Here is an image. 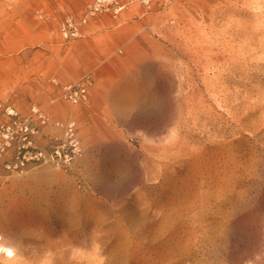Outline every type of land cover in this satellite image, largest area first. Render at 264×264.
I'll return each mask as SVG.
<instances>
[{
    "label": "rangeland",
    "instance_id": "374dc122",
    "mask_svg": "<svg viewBox=\"0 0 264 264\" xmlns=\"http://www.w3.org/2000/svg\"><path fill=\"white\" fill-rule=\"evenodd\" d=\"M0 0V100L72 119L83 153L0 178V264L264 263V0ZM89 74L85 104L58 96ZM25 112V111H24Z\"/></svg>",
    "mask_w": 264,
    "mask_h": 264
},
{
    "label": "built area",
    "instance_id": "2783aa9c",
    "mask_svg": "<svg viewBox=\"0 0 264 264\" xmlns=\"http://www.w3.org/2000/svg\"><path fill=\"white\" fill-rule=\"evenodd\" d=\"M167 0H89L78 16L65 14L59 22L62 40L76 39L82 27L91 19L108 16L119 19L133 5L144 11L164 6ZM93 79L84 74L78 80L61 83L58 96L73 104H85ZM41 136L44 143L37 142ZM83 153L78 127L74 120L53 119L40 106L32 104L27 113L19 112L13 104L0 100V178L3 172H22L28 167L50 164L70 169ZM245 264H255L246 262ZM264 264V263H257Z\"/></svg>",
    "mask_w": 264,
    "mask_h": 264
},
{
    "label": "crops",
    "instance_id": "0c3cea01",
    "mask_svg": "<svg viewBox=\"0 0 264 264\" xmlns=\"http://www.w3.org/2000/svg\"><path fill=\"white\" fill-rule=\"evenodd\" d=\"M92 20V19H91ZM90 20V21H91ZM90 21L86 24V25H84L83 27H82V34H81V36L85 33V31H86V28H87V26H88V24L90 23ZM58 89V88H57ZM32 104H35V103H32ZM32 104H30V106L32 105ZM37 105V104H36ZM30 106H26V110H18L17 108V110L19 111V112H21V113H27L28 111H29V108H30ZM25 111V112H24ZM37 142L38 143H40V144H43L44 143V139L41 137V136H39L38 138H37Z\"/></svg>",
    "mask_w": 264,
    "mask_h": 264
},
{
    "label": "bare ground",
    "instance_id": "6f19581e",
    "mask_svg": "<svg viewBox=\"0 0 264 264\" xmlns=\"http://www.w3.org/2000/svg\"><path fill=\"white\" fill-rule=\"evenodd\" d=\"M0 253H3L4 255L8 256L12 254V250L7 246L0 245Z\"/></svg>",
    "mask_w": 264,
    "mask_h": 264
}]
</instances>
